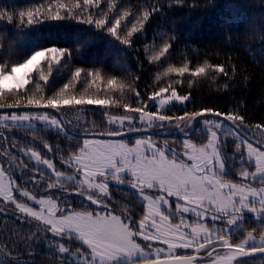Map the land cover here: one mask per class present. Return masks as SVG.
Listing matches in <instances>:
<instances>
[{
    "label": "snow or ice",
    "instance_id": "snow-or-ice-1",
    "mask_svg": "<svg viewBox=\"0 0 264 264\" xmlns=\"http://www.w3.org/2000/svg\"><path fill=\"white\" fill-rule=\"evenodd\" d=\"M93 6L99 8L100 0H83V5L77 2L66 6L59 3L55 7L50 3L49 11L46 17L37 15L32 12L28 13L27 24L32 25L34 22H43L47 20L60 22L64 20H76L80 24L94 26L97 31H106L112 37L118 39L121 44L131 45L130 38L139 29L136 24H141L149 20L150 15L159 11L158 7H153L152 13L143 12L142 21L138 20L133 23L131 29L126 32V36L118 32L121 21L129 15L128 11L124 16L115 19H105V12L100 9L93 14L88 12L85 18L83 12L85 8L91 9ZM112 5H109L111 9ZM25 14L20 13L23 17ZM0 15V19H3ZM11 21L13 17L7 16ZM170 43L165 42L159 51V55L153 57L159 60L168 53ZM65 57L66 62L72 58L70 50L58 46L42 47L41 50H35L23 63L12 66L10 71L0 67V109H52L53 113L47 111L21 112L0 115V126L21 127L32 122L50 126L58 131H63V122L58 113L65 106H84L97 105L109 106L113 103L111 98L101 99L95 97L85 98L83 94L68 95L70 85L65 83L62 88L56 91L50 97L43 94H28L21 92L25 85L29 83L28 76L31 66H35L42 58L48 61V73L51 75L52 66L60 65L61 58ZM213 66L205 62L203 66H198L190 71L189 64L182 67H169L168 73H175L183 77L185 73L190 72L191 77H199L206 73V70ZM21 69L25 72L22 76H17ZM213 70L217 73H225V69L216 66ZM81 68H76L72 73V80L75 81L81 77ZM87 77L91 78L92 83L101 78L100 70H90L86 72ZM49 76L41 73L39 81L48 82ZM36 84L37 92L40 90L38 81L33 80ZM117 83L116 79H108L109 87ZM120 89H125L126 85L121 83ZM132 87V86H128ZM16 89V92H13ZM165 93H170L167 98H163ZM6 94L14 97V102H4ZM137 99L134 105L124 104V115H115L111 112L103 113L107 118L108 127L100 132H94L89 135L85 130V138L82 146L72 153L69 159L63 160L67 168L74 169L73 174H68L59 170L51 159L35 150L28 148L24 155L29 156V160L34 159L37 164L46 166L51 170V175L55 176L54 182L47 183V189H54L61 186L67 181L72 185L78 186L77 196L84 197L89 201L88 205L80 203L82 210L77 211L70 201L72 193L67 195L51 194L47 199L37 198L35 194L29 195L28 191H21L28 182L37 186H43V174L41 179L37 180L33 176L24 179L23 170L21 173L20 185L9 177V185L4 184L5 170L0 168V196L6 201L15 204L16 209L26 213L36 221L42 222L43 231L50 232L56 240L50 241V244H59L58 252L65 254L70 252V248L65 245V240L70 244L74 243L77 252V260L82 261L80 264H200L195 257L190 255H180L172 250L178 248H195L197 253L207 251L208 248L222 246L229 249L231 255L227 257L230 262L236 254L248 256L254 253H264V236L261 237V245H255L252 233L249 232L247 237L240 243L232 245L229 238L224 234L231 233L232 226L247 220L244 216L245 211L257 214L260 223H264V187L257 188L249 181H259L264 184V139L257 140L258 147H254L252 142H247L246 133H240L241 125H246L243 116L240 114H223L212 109L196 110L191 113L185 111L184 115L167 114L165 111L171 103L184 104L190 100V95L178 94L177 90L172 87H160L159 91L153 92L148 97V101L156 104V111H150L151 104L144 101L141 94L137 92ZM159 98V99H158ZM119 106V105H117ZM138 114V115H133ZM222 117L223 120L232 122L230 127H225L218 120L208 119L207 115ZM204 117L203 124L206 126L208 135L207 143L196 145L190 142V139H184L183 153H177L175 149L170 148L165 142L163 146L156 144L150 133L155 129L168 130L175 127L180 131H185L191 127L197 118ZM11 122L10 125L8 122ZM239 122V124H237ZM257 129L261 125H256ZM134 133H146L147 135L135 138L133 146L121 141L105 140L102 137H122L130 136ZM220 133L233 134L236 137V151L231 158L239 160L237 171L242 177V182L226 180L224 177L229 175L225 160L228 159L225 147L226 145L219 139ZM241 136L244 139H241ZM15 146V145H13ZM45 148L52 151L49 145L45 143ZM246 151V155H245ZM238 153V156L236 155ZM191 161V163H188ZM255 171H250L253 165ZM27 168V164H25ZM37 171H41L37 169ZM110 181L116 185L127 184L135 193L147 202L143 218L139 220L137 228L136 221L133 217L135 212H129L125 209L124 213L114 214L109 209V205L104 196L110 192ZM121 190V189H117ZM13 191H20V195L26 197L29 201L39 205V210L26 203L18 202L13 196ZM169 198H174L170 201ZM183 202V203H181ZM174 203L175 210H172ZM257 203L259 208H257ZM95 205V208H91ZM216 208V213L211 215L212 227L217 226L219 222L222 231L216 233V243L213 242L212 236H203L207 232L204 224L191 226L190 234L182 230L188 228L186 213L194 212L196 217L204 219L208 215V210ZM179 217V224H171L170 220ZM227 218V219H226ZM195 224V222H193ZM141 237L144 241H159L161 244H167L166 255L172 257L169 261L160 259H150L144 251V248L137 242L136 237ZM249 250L245 245L249 244ZM151 247V245H145ZM164 250L157 248L156 254L159 255ZM212 255L211 252L208 253ZM223 259V258H222ZM19 264V262H17ZM218 264V262H214Z\"/></svg>",
    "mask_w": 264,
    "mask_h": 264
},
{
    "label": "trees",
    "instance_id": "trees-1",
    "mask_svg": "<svg viewBox=\"0 0 264 264\" xmlns=\"http://www.w3.org/2000/svg\"><path fill=\"white\" fill-rule=\"evenodd\" d=\"M75 2L77 0H0V15L4 17L0 19V67L10 71L12 66L23 63L35 50L47 46H58L72 53L70 61L66 62V58L62 57L60 65L52 66L51 75L48 73V61H42L28 75L29 83L21 92L50 97L68 83V95L111 98L113 103L104 106L107 112L124 115L123 105H134L137 92L147 102L148 97L160 87H172L178 94L190 95V100L185 105L170 106L165 110L167 114L184 115L185 111L191 113L202 109L223 114L238 113L246 122L239 128L242 133L255 129L259 135H264V0H100L99 8H85V18L89 11L95 14L103 9L104 18L112 22L128 11L129 15L122 19L118 27V32L126 36L133 23L142 21L144 11L152 13L153 7H158L159 11L151 14L142 28L141 24H136L139 30L130 38V46L121 44L106 31H97L94 26L80 24L76 20L53 22L45 18L43 22L27 24L29 12L37 15L39 9V15L46 17L50 3L58 7L59 3L68 6ZM79 3L83 5V0ZM21 12L25 14L23 17ZM8 15L13 17L11 21ZM165 42L170 43L168 53L159 60L153 59L159 55ZM205 62L213 67L199 77H191L190 72L183 77L175 73L165 75L169 67L178 68L187 63L191 71ZM216 66L223 67L227 74L215 72L213 68ZM76 68L84 71L80 78L73 81L72 73ZM90 70L101 71L100 80L94 84L86 75ZM41 73L49 76L47 83L39 81ZM113 78L117 83L109 87L107 81ZM33 80L40 84L39 92ZM121 83L126 85L123 90L119 87ZM16 91L13 89V92ZM4 102H14V97L6 94ZM86 106H65L64 109ZM21 109L25 108H4L0 112ZM87 118L93 120L99 129L107 124L99 108L89 110ZM258 124L260 129L256 128ZM198 130L190 137L201 143L206 135ZM197 131L198 138L195 137ZM171 136L177 137L174 133ZM81 141L82 138L71 133L63 134L44 126H0V165L17 184L22 182V170L25 180L28 176L39 180L43 174V186L28 182L26 188L34 186L38 192H46V182H54V178L28 158L21 157V152L34 148L65 172L71 169L61 162L62 159H69L79 149ZM221 141L226 145L227 178L240 181L237 171L239 160L235 163L231 160L236 151V139L231 134L222 133ZM45 143L52 151L45 148ZM64 184L68 189L77 188L68 182ZM110 189L107 203L113 213L121 214L125 209L135 212L133 219L136 222L143 217L144 205L134 190L114 185H110ZM53 192L61 194V189L57 187ZM66 192L63 190V194ZM72 203L76 209L82 210L78 198L75 197ZM43 229L44 225L21 215L0 199V264H77L46 249L49 242L56 238ZM249 232H254L251 226L245 229L241 238ZM64 243L77 253L74 243L70 244L67 240ZM209 252L208 248L202 255ZM232 264H264V255L239 258Z\"/></svg>",
    "mask_w": 264,
    "mask_h": 264
},
{
    "label": "rangeland",
    "instance_id": "rangeland-1",
    "mask_svg": "<svg viewBox=\"0 0 264 264\" xmlns=\"http://www.w3.org/2000/svg\"><path fill=\"white\" fill-rule=\"evenodd\" d=\"M44 60H46V59L42 58L35 66H31V71L29 72V74H31L35 70V68ZM24 72H25V70L21 69L20 72L17 73V76H22ZM25 79H28V76L25 77ZM168 95H170V93H165L163 98H167ZM147 102L152 105V107L150 108V111L155 112L156 111V104H153L152 101H147ZM174 104L185 105L186 102L184 104H180L178 102H176V103H171L170 102V106H172ZM95 108H99L100 110L103 111V113L107 112V109L105 107H101V106H97V105H88L86 107H75V108H67V109L61 110L58 113V115L60 116V118L62 119V122H63V124H62L63 131H60V132H62L63 134H65V133L85 134V130L87 129L88 133L92 134V132H100L103 129H106L108 127V122H107L106 116H105V120H106L107 124L102 129H99L98 125H95L93 123V120H91L90 118H87V112L89 110L95 109ZM34 111H47L49 113H53L52 109H44V110L21 109V110H10V111L0 112V115L10 114V113H21V112H34ZM133 115H138V114H133ZM207 118L208 119H212V120L220 121L221 123H223L225 125L226 128L230 127L232 125V122L225 121V120H223L222 117H214L211 114H208ZM87 119H89V120H87ZM203 119H204V117L197 118V121L194 122L191 127H187L185 129V131H183V132L180 131L179 129H176L175 127H171L168 130L155 129V130H152L148 134H151V136H152V138H153V140H154V142L156 144H158L160 146H163L165 144V142H167L168 146L170 148L175 149V151L177 153H183V151H184V139L186 138V136H187V138L190 139L191 143H194V144H196L198 146L207 143L208 135L206 133V126L203 124ZM10 123L11 122L9 121L8 124L10 125ZM38 126H44V127L51 128L50 126H46V125L40 124L39 122H32V126L31 127H29L28 124H25V125H23L21 127L35 128V127H38ZM51 129L57 130L55 128H51ZM197 129L203 131L205 133V135H206L205 141H203L201 143H197L195 141V140H197L196 138H191L190 137V134H193V132L195 130H197ZM198 131H197L196 136H195L197 138H198ZM239 132L242 133V131L240 129H239ZM172 133L176 134L177 137L176 138H172V136H171ZM245 133L247 135V139L244 141L245 144L250 141V142H252L254 147H258V145L256 143L257 140L264 139V135H259L256 132L255 129L254 130L251 129L250 131H247ZM144 135H147V134L146 133H134V134H131L130 136H122V137H107V136H104L102 138L105 139V140H113V141H117V142L123 140L125 143H128V145L131 147V146L134 145L135 138L140 137V136H144ZM231 135L236 139V137L233 134H231ZM221 137H222V133H220V135H219V139L220 140H221ZM83 139L84 138H82L80 146H82V144H83ZM241 139L243 140L244 137L241 136ZM176 140H178V141H176ZM27 151H28V149H24L21 152V157L29 159L30 153L28 154V156L24 155V153L27 152ZM245 155H246V151H245ZM46 158H48V157H46ZM31 161L36 167L44 169L45 171H47L51 175V170L47 169L46 166H43L42 164H37L34 159H31ZM52 162H53V160H52ZM188 163H191V161H189ZM0 168H2L1 165H0ZM227 170H228V168H227ZM250 171H253V172L255 171L254 161H253V169L250 168ZM65 173H66V175L73 174L74 173V169H71L70 171H65ZM51 176L54 178V181H55V176H53V175H51ZM238 176L240 178V181H236V182H242V177H241L240 173L238 174ZM9 177H11V176L7 172H5L4 184H5L6 187L9 185V179H8ZM224 178L226 180H230V179L227 178V176H225ZM231 181H233V180H231ZM66 182L67 181H65V183ZM47 183H49V182H46V187H45L46 192H42V193L38 192L37 191V187H34V186H32V187H30V189H28V188H26L27 185L24 188H22L21 191H28L29 195L35 194L38 199L39 198L47 199L48 196L53 194L54 193L53 191H55V189H56V188L47 189ZM111 183L112 182L110 181V185H112ZM248 183L249 184H254L257 188L264 187V184H261L259 181H249ZM15 184L16 185H20V184H17L16 182H15ZM58 188L59 189H63V190L68 191V192L70 191L72 193V195L69 197L71 202H73L74 198L76 197V198L79 199L80 202L83 201L84 205H88L89 204V201L85 200L84 197L77 196L75 194L76 191L79 190L78 186H77V188H71V189L69 188L68 189L66 187V185L63 184L61 186H58ZM68 192L64 193V195H67ZM12 194L17 199L18 202L26 203L28 206L33 207L34 210H39L40 206L34 204L32 201H29L26 197L21 196L20 195V191H13ZM56 194L58 195L59 193H56ZM134 194L137 196L138 200L141 201V203L143 205H145L147 203V202H144L142 200V197H139L135 193V191H134ZM109 198H110V192H109L108 195L103 197V199H105L106 202L108 201ZM0 199L5 204H7L8 206L10 205V206H12L13 208L16 209L15 204L11 203L10 201H6L3 198V196H0ZM169 199H170V201H174V198H169ZM181 203H183V202H181ZM92 206L94 208L96 207L95 205H92ZM8 208L10 209V207H8ZM257 208H259V204L258 203H257ZM144 209H145V207H144ZM16 210L21 215H23V216H25V217H27L29 219L35 220L34 218L29 217L26 213H22L18 209H16ZM76 210L80 211L79 209H76ZM172 210L173 211L175 210L174 203L172 204ZM216 211H217L216 208L209 209L208 210V215L204 219L197 218L194 212L184 214L185 218H186V221L189 224V227L188 228H182V230L185 231V232H188L190 234L191 226H195L196 224H204L205 228H207L208 231L207 232H203L201 234V237H199L198 239H202L203 236H209L210 235V236H212L213 242L216 243V239H217L216 233L221 232L223 230L222 227L220 226L219 222H217V226L216 227H212V220H211L210 217H211L212 214L216 213ZM144 212H145V210H144ZM114 214H116V213L114 212ZM244 216L247 218V220L245 222H242V223L238 222L237 225L232 226V231H231L230 234L227 233V232H225L224 234L229 238L230 244H238V243L242 242L247 237L248 234H246L243 238H241V236L243 234H245L244 233L245 229L247 227L251 226L254 229V232L252 233V236H253L255 245L256 246H260L261 245V237L264 236V223H260L259 222V220L257 218V214H255V213H248V212L245 211ZM193 222H195V224ZM252 222L254 224H252ZM39 223L43 225L42 222H39ZM170 223L171 224H179L180 223L179 217H177L176 219L170 220ZM136 226L138 228L139 221L136 222ZM258 228H260V229H258ZM234 232H236L235 237L232 236V234ZM238 236H240V237L238 238ZM136 239H137V242L144 248L145 254L150 259H152V260H156V259H160V260L161 259H172V257H169V256L166 255V253L168 251L167 244H161L159 241H153V240L144 241L139 236L136 237ZM52 241H54V240H52ZM252 243H253V241H249V244L245 245V248L247 249L249 247V245H251ZM65 245L68 246L66 243H65ZM145 245H151V247H145ZM58 247H59V244H50V245L48 244L46 246V249L56 253L57 255H59L61 258H63L66 261L80 264V261H82L83 258L81 257L80 261H78L77 260V255H78L77 253H74L72 250H70L69 253L60 254L58 252ZM157 248H162L164 251L162 253H160L159 255H157L156 252H155V250ZM209 249H210V252L212 253V255L211 256L203 255V257H202V254L204 253V251H201L200 253H197L195 248H188V249L178 248V249H174L172 251L174 253L180 254V255H199L200 257L198 258L197 261H200L201 262L200 264H203V263L204 264H214V262H218V264H232L233 261L236 258L239 257V255H238V257L232 259L229 262L227 260V257L229 255H231V252L229 251V249L221 248V246H217L214 249L213 248H209ZM202 261H203V263H202Z\"/></svg>",
    "mask_w": 264,
    "mask_h": 264
},
{
    "label": "water",
    "instance_id": "water-1",
    "mask_svg": "<svg viewBox=\"0 0 264 264\" xmlns=\"http://www.w3.org/2000/svg\"><path fill=\"white\" fill-rule=\"evenodd\" d=\"M73 135L74 136H76V137H78V138H85V134H76V133H73ZM89 135H91V134H89ZM108 137V136H107ZM112 185H114V186H120V187H123V188H125V187H127V188H130L127 184H125V185H116L114 182H112L111 183ZM131 189V188H130ZM133 190V189H132ZM261 255H264V253H259V252H257V253H254V254H251V255H248V256H240L239 255V257H238V255H235L234 256V258H236V257H238V258H236L235 260H237V259H239V258H250V257H257V256H261ZM191 256H193V257H195V259H196V261L198 260V258L200 257L199 255H191ZM203 257V256H202ZM233 258V259H234ZM162 261H169V260H171V259H161ZM234 260V261H235ZM233 261V262H234Z\"/></svg>",
    "mask_w": 264,
    "mask_h": 264
},
{
    "label": "flooded vegetation",
    "instance_id": "flooded-vegetation-1",
    "mask_svg": "<svg viewBox=\"0 0 264 264\" xmlns=\"http://www.w3.org/2000/svg\"><path fill=\"white\" fill-rule=\"evenodd\" d=\"M234 233H235V232H234ZM234 233H233V234H234ZM233 234H232V235H233ZM240 236H241V235H240ZM240 236H238V238H239ZM234 237H235V236H234ZM221 248H223V247L221 246ZM190 256H191V255H190Z\"/></svg>",
    "mask_w": 264,
    "mask_h": 264
},
{
    "label": "bare ground",
    "instance_id": "bare-ground-1",
    "mask_svg": "<svg viewBox=\"0 0 264 264\" xmlns=\"http://www.w3.org/2000/svg\"><path fill=\"white\" fill-rule=\"evenodd\" d=\"M236 255H239V254H236Z\"/></svg>",
    "mask_w": 264,
    "mask_h": 264
}]
</instances>
